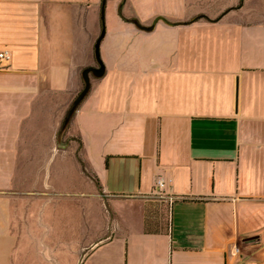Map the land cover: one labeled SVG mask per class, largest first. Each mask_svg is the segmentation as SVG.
Masks as SVG:
<instances>
[{
    "label": "crops",
    "instance_id": "obj_1",
    "mask_svg": "<svg viewBox=\"0 0 264 264\" xmlns=\"http://www.w3.org/2000/svg\"><path fill=\"white\" fill-rule=\"evenodd\" d=\"M100 2L0 0V264H264L262 17L105 0L62 129ZM98 188L113 225L66 255L67 200Z\"/></svg>",
    "mask_w": 264,
    "mask_h": 264
},
{
    "label": "rangeland",
    "instance_id": "obj_2",
    "mask_svg": "<svg viewBox=\"0 0 264 264\" xmlns=\"http://www.w3.org/2000/svg\"><path fill=\"white\" fill-rule=\"evenodd\" d=\"M197 0V3L191 4V10H197L199 8L205 9V5L209 7L225 6L228 9L235 8L241 0ZM204 5V6H201ZM230 6L228 7V5ZM200 5V6H198ZM121 9V8H120ZM117 7V11H118ZM225 10V9H224ZM225 10V11H227ZM239 10L251 11L256 14V17H262L259 21H264V0H244L241 3ZM122 12V11H121ZM160 19L156 17L154 20ZM77 155V154H76ZM112 197L104 195L102 189H95L94 196L84 197V199H68L67 200V212L65 224L66 230V255L69 252L83 255L87 252L88 244H92L94 241L104 240L108 233V228L113 225V205L110 201ZM159 195H153L152 199L148 201L146 205V219L147 228L152 231H159L165 227L166 219L165 213L166 207L160 205L158 202ZM80 243V244H78ZM80 245L79 249L76 246ZM72 255V254H71ZM74 256V257H75Z\"/></svg>",
    "mask_w": 264,
    "mask_h": 264
},
{
    "label": "water",
    "instance_id": "obj_3",
    "mask_svg": "<svg viewBox=\"0 0 264 264\" xmlns=\"http://www.w3.org/2000/svg\"><path fill=\"white\" fill-rule=\"evenodd\" d=\"M127 22H130V23H136L134 20H127ZM153 26V25H152ZM138 27H140L142 30H144V31H150V30H152V28L153 27H150V28H142L141 26H138ZM103 34H104V32H103ZM103 36V35H102ZM102 38V37H101ZM99 41H100V39H98V42H97V44H96V52H95V54H96V56H97V58H99V56H98V47L97 46H99L98 44H99ZM98 60V59H97ZM101 62L98 60V64L100 65V68L99 69H97V70H93V69H86L84 72H83V81H84V83H85V86L83 87V89H82V91H81V93L79 94V95H77V97H76V99L73 101V107H72V109L68 112V120H67V122H65V125H64V127H62V129L63 128H65V127H67V125H68V121H69V119H70V116H71V113H72V111H75V109L77 108V106H78V104L80 103V101L83 99V97L87 94V92H88V90H89V83H88V72L89 71H91L92 72V74L93 73H97V74H99V73H101V71H102V66H101V64H100Z\"/></svg>",
    "mask_w": 264,
    "mask_h": 264
},
{
    "label": "trees",
    "instance_id": "obj_4",
    "mask_svg": "<svg viewBox=\"0 0 264 264\" xmlns=\"http://www.w3.org/2000/svg\"><path fill=\"white\" fill-rule=\"evenodd\" d=\"M244 0H241V1H239V3L237 4V6L235 7V8H240V6H241V3L243 2ZM104 10H105V0H101V2H100V14H99V17H100V24H101V30H100V35H99V39H101V37H102V35H103V32H104V30H105V24H104V17H103V14H104ZM95 49V52H96V46L94 47ZM98 60H99V58H98ZM84 86H85V83H84ZM76 99V98H75ZM72 107H73V104H72ZM72 107H71V109H72ZM70 109V110H71ZM69 110V111H70ZM68 111V112H69ZM67 120H68V113H67V116H66V118H65V120H64V125H65V122H67ZM147 227V226H146ZM145 227V228H146Z\"/></svg>",
    "mask_w": 264,
    "mask_h": 264
},
{
    "label": "built area",
    "instance_id": "obj_5",
    "mask_svg": "<svg viewBox=\"0 0 264 264\" xmlns=\"http://www.w3.org/2000/svg\"><path fill=\"white\" fill-rule=\"evenodd\" d=\"M10 58V56H9V54L8 53H6V52H0V61H2V60H8ZM157 186H158V188L159 187H162V182H157Z\"/></svg>",
    "mask_w": 264,
    "mask_h": 264
}]
</instances>
